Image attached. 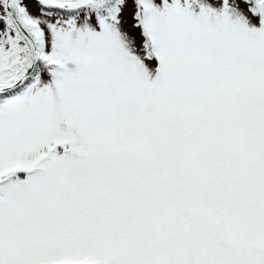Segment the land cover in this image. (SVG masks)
Returning a JSON list of instances; mask_svg holds the SVG:
<instances>
[{
    "label": "snow or ice",
    "instance_id": "1",
    "mask_svg": "<svg viewBox=\"0 0 264 264\" xmlns=\"http://www.w3.org/2000/svg\"><path fill=\"white\" fill-rule=\"evenodd\" d=\"M0 264H264V0H0Z\"/></svg>",
    "mask_w": 264,
    "mask_h": 264
}]
</instances>
